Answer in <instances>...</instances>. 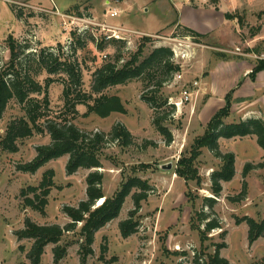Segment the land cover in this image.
Here are the masks:
<instances>
[{
	"label": "rangeland",
	"instance_id": "374dc122",
	"mask_svg": "<svg viewBox=\"0 0 264 264\" xmlns=\"http://www.w3.org/2000/svg\"><path fill=\"white\" fill-rule=\"evenodd\" d=\"M13 6L21 18H17ZM113 10L117 15L111 17ZM107 26L134 31L121 40L124 46L119 63L128 60L139 43L143 45L142 58L156 47H169L172 51L182 78L175 80L176 72L160 90L174 106L168 124L173 139L167 144L156 131L152 111L141 98L142 81L132 80L107 91L120 98L125 113L113 112L104 118L95 114L83 116L85 106H76L79 115L72 122L88 134L108 133L116 123L123 124L131 133L129 146L105 144L100 154L101 167L79 168L68 174V156L64 155L48 161L33 174L18 170L19 165L34 158L38 146L50 142L47 132L22 139L14 153L1 152L0 264H30L26 250L31 242L18 240L15 231L23 228L26 218L37 224L64 226L69 221L64 208L86 199L85 178L94 170L103 173L102 189L106 196H111L129 176L148 180L152 189L137 213L138 231L124 238L118 229L119 221L127 218L133 208L128 196L118 217L95 233L92 255H84L81 249V224L74 232L65 233L59 243L70 244L60 264H196L194 255L203 249L212 253L211 244L221 242L226 246L219 254L230 264H264V237L250 243L247 225L237 222L244 215L264 218V165L258 166L264 163V149L255 137L219 140L220 151L235 156V173L230 181L221 182L222 190L213 208L206 207L203 198L213 197L210 174L219 168L220 161L208 149L201 148L193 164L201 179L199 186L195 180L185 181L174 173L179 167L178 159L189 154L194 139L202 135L220 108L228 107L225 122L256 115L264 118V70L250 74L254 66L264 62V0H0V56L4 62L8 60L4 40L9 35L20 43H31L32 48L26 53L55 51L60 45L63 57L68 55L80 64L81 89L88 91L93 67L112 59L117 50L115 45L102 51L96 48L101 37L112 34ZM184 26L202 36L182 35ZM85 31L88 34L81 38L83 47L78 48L71 33L77 36ZM144 36L151 40L141 42L140 37ZM32 76L40 83L48 76L55 78L34 65ZM193 81H197L196 86H192ZM186 87L192 89L191 98L176 107L171 101H179L181 90ZM62 88L59 81L48 86L51 115L62 106ZM22 115L19 105L11 102L0 117V135L11 119ZM246 163H251L252 168L242 176ZM47 169L54 171L53 187L45 213L41 214L23 205L20 191L37 185ZM188 192L192 202L187 199ZM201 211L221 225V229L208 232L204 241H200L192 226L204 227L195 214ZM221 231L225 232L223 238ZM101 244L106 246L104 253L100 251ZM19 245H23V252ZM53 246L45 247L40 264H52Z\"/></svg>",
	"mask_w": 264,
	"mask_h": 264
},
{
	"label": "trees",
	"instance_id": "16d2710c",
	"mask_svg": "<svg viewBox=\"0 0 264 264\" xmlns=\"http://www.w3.org/2000/svg\"><path fill=\"white\" fill-rule=\"evenodd\" d=\"M216 2V0H212ZM17 18H21L17 14ZM230 18L229 14H226ZM182 35L193 38L202 36L201 33L184 26ZM78 48L83 47L81 38L88 34L75 36ZM92 41L95 39L90 37ZM141 42L150 41V37H140ZM5 48L9 56L6 62L0 56V117L7 110L11 102H16L22 116L11 119L5 126V130L0 135V153L18 150V143L22 139L33 134L47 132L50 142L38 146L34 158L18 166V170L33 174L48 161L67 155L66 172L72 174L79 168L92 169L101 167L100 154L106 143H116L119 146H129L132 143L131 133L120 123H116L108 133L88 134L79 129L72 121L79 115L77 105L85 106L83 116L95 114L98 117H107L113 112L125 113L124 106L117 95L108 94V89L116 85L126 84L132 80L142 81V100L151 109L152 124L156 131L162 136L165 143L172 141V134L168 128L172 113L173 104H169L167 96H164L160 88L166 82H170L176 72L180 71V66L173 59V53L169 47H156L149 54L142 58L143 45L139 43L137 50L130 55V58L123 63L120 49L124 42L118 39H106L101 37L96 48L99 51L107 48L108 45H115L113 58H107L99 65L94 66L91 72V82L88 91L81 89L82 68L76 60H70L65 56L63 48L59 45L54 50L41 49L40 51L26 50L32 48L29 41L18 42L9 35L4 40ZM72 50H74L72 48ZM76 50V49H75ZM62 58V60H61ZM32 65L43 68L48 74L44 83L35 81L32 76ZM89 69V68H88ZM264 70V62L254 66L250 71L256 73ZM61 74H65L61 76ZM62 83V106L51 115L50 100L48 96V86L51 82ZM35 94V95H33ZM228 107H222L210 119L204 128L202 135L194 139L189 154L178 159L179 167L176 173L185 181L195 180L199 186L201 179L194 160L201 154V148L208 149L212 155L219 159L220 166L210 174V192L213 197H204L203 204L213 208L216 197L222 190L221 182L230 181L235 173V156L232 152L222 153L219 149V139H230L234 137L254 136L258 146L264 149V118L247 117L240 118L235 122H225L228 116ZM260 163L258 166H263ZM252 168L251 163L243 166L242 176ZM53 169H47L37 185H30L21 189L20 196L25 207L31 208L41 214L45 213L47 198L53 187ZM86 199L81 200L76 206L65 207L63 212L68 218L64 226L58 224H37L26 218L23 228L15 231L18 240L26 239L31 242L26 256L30 264H40L44 249L48 244L52 247V264H60V261L67 254V247L70 243L60 244L63 236L67 232H74L77 225L81 249L84 255H92V244L95 233L110 221L116 219L121 211L125 199L130 196L133 208L129 210L127 218L119 221L118 229L122 237L127 238L138 231L139 217L137 213L141 208V203L148 198V192L152 189L147 179H142L137 175H132L121 182L119 188L111 195L106 196L102 189L103 173L94 170L87 174ZM242 197V194H240ZM102 201L96 205V202ZM187 199L193 201L190 193ZM204 227L195 228L198 231L200 241L207 238V233L213 229L220 228L221 225L203 211L195 212ZM237 222H245L248 227V241L252 243L258 237H264V218L259 220L244 215ZM225 232L221 231L223 238ZM214 247L212 253L204 249L194 255L196 264H230L229 261L219 254L224 242L211 244ZM208 247L206 246L205 250ZM23 252V245H19ZM80 251V252H82ZM101 253L106 252V246L101 244ZM184 254V253H183Z\"/></svg>",
	"mask_w": 264,
	"mask_h": 264
},
{
	"label": "built area",
	"instance_id": "2783aa9c",
	"mask_svg": "<svg viewBox=\"0 0 264 264\" xmlns=\"http://www.w3.org/2000/svg\"><path fill=\"white\" fill-rule=\"evenodd\" d=\"M116 15H117V12L115 10H113V11H111L109 13V16H111V17H114ZM107 27H109V26H107ZM109 28H111L113 30V32H112V34L107 35L106 39L115 38V39L125 40V39H127L126 34L134 33L133 30L127 29V28H123V27L122 28L121 27H109ZM174 77H175V80H177V81L181 80L182 75H181L180 71L177 72L174 75ZM196 85H197V81H193L192 82V86H196ZM191 90L192 89L189 88V87L183 88L181 90V94H182L181 99L179 101H171V102L174 103V105L176 107H179V105H181L183 102H186V101L190 100L191 95H192Z\"/></svg>",
	"mask_w": 264,
	"mask_h": 264
},
{
	"label": "crops",
	"instance_id": "0c3cea01",
	"mask_svg": "<svg viewBox=\"0 0 264 264\" xmlns=\"http://www.w3.org/2000/svg\"><path fill=\"white\" fill-rule=\"evenodd\" d=\"M249 70V69H248ZM248 70H246V71H248ZM264 85V84H263ZM249 117V116H248ZM253 117H262L261 115H256V116H253ZM264 117V116H263ZM241 118H245V117H241ZM221 139V138H220ZM219 139V140H220Z\"/></svg>",
	"mask_w": 264,
	"mask_h": 264
},
{
	"label": "bare ground",
	"instance_id": "6f19581e",
	"mask_svg": "<svg viewBox=\"0 0 264 264\" xmlns=\"http://www.w3.org/2000/svg\"><path fill=\"white\" fill-rule=\"evenodd\" d=\"M101 201H102V199L99 200V202H101ZM98 204H99V203H98Z\"/></svg>",
	"mask_w": 264,
	"mask_h": 264
},
{
	"label": "water",
	"instance_id": "95a60500",
	"mask_svg": "<svg viewBox=\"0 0 264 264\" xmlns=\"http://www.w3.org/2000/svg\"><path fill=\"white\" fill-rule=\"evenodd\" d=\"M169 166V165H168Z\"/></svg>",
	"mask_w": 264,
	"mask_h": 264
}]
</instances>
